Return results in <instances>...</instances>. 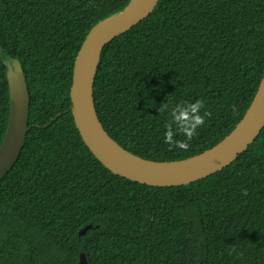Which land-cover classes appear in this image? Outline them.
Segmentation results:
<instances>
[{
  "label": "trees",
  "instance_id": "trees-1",
  "mask_svg": "<svg viewBox=\"0 0 264 264\" xmlns=\"http://www.w3.org/2000/svg\"><path fill=\"white\" fill-rule=\"evenodd\" d=\"M129 2L0 0V145L4 59L21 62L30 98L23 147L0 180V264H78L80 253L88 264H264V129L223 171L178 187L114 175L82 140L69 110L75 57L91 27ZM263 77L264 0H159L103 48L95 106L124 149L183 160L237 127ZM197 99L212 115L187 151L170 149L157 109Z\"/></svg>",
  "mask_w": 264,
  "mask_h": 264
},
{
  "label": "water",
  "instance_id": "water-1",
  "mask_svg": "<svg viewBox=\"0 0 264 264\" xmlns=\"http://www.w3.org/2000/svg\"><path fill=\"white\" fill-rule=\"evenodd\" d=\"M159 0H130L121 10L96 22L84 38L75 57L70 86V106L79 134L102 165L112 174L152 187H178L206 179L233 164L256 141L264 129V77L251 106L237 127L209 150L177 161H152L124 149L104 128L98 117L94 98V81L103 48L127 32L157 6ZM9 87V116L0 145V180L18 159L29 129V90L21 62L4 59ZM57 113L48 123L56 120ZM92 224L82 228L85 236ZM78 264H88L80 253Z\"/></svg>",
  "mask_w": 264,
  "mask_h": 264
},
{
  "label": "clouds",
  "instance_id": "clouds-1",
  "mask_svg": "<svg viewBox=\"0 0 264 264\" xmlns=\"http://www.w3.org/2000/svg\"><path fill=\"white\" fill-rule=\"evenodd\" d=\"M157 111L168 114V120L164 124V143L169 145L170 149L179 148L184 151L191 147L190 142L198 136V129L203 127L206 119L212 115L211 111L205 107L203 99H197L194 102L180 101L178 103L165 101ZM243 194L247 195V190ZM234 251L235 248L233 247L231 252Z\"/></svg>",
  "mask_w": 264,
  "mask_h": 264
}]
</instances>
